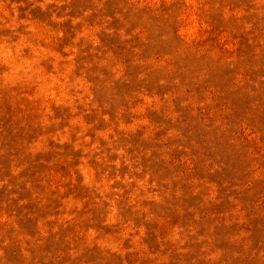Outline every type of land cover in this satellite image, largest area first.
Returning <instances> with one entry per match:
<instances>
[{"label": "rangeland", "instance_id": "374dc122", "mask_svg": "<svg viewBox=\"0 0 264 264\" xmlns=\"http://www.w3.org/2000/svg\"><path fill=\"white\" fill-rule=\"evenodd\" d=\"M0 264H264V0H0Z\"/></svg>", "mask_w": 264, "mask_h": 264}]
</instances>
